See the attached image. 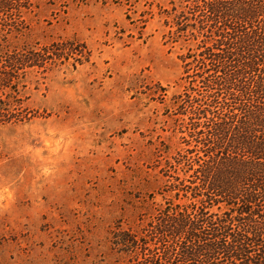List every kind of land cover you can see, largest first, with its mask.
<instances>
[{
	"label": "rangeland",
	"instance_id": "rangeland-1",
	"mask_svg": "<svg viewBox=\"0 0 264 264\" xmlns=\"http://www.w3.org/2000/svg\"><path fill=\"white\" fill-rule=\"evenodd\" d=\"M5 1L0 75L52 53L0 89V264H147L164 213L196 202L173 190L185 162L231 115L222 0Z\"/></svg>",
	"mask_w": 264,
	"mask_h": 264
},
{
	"label": "trees",
	"instance_id": "trees-1",
	"mask_svg": "<svg viewBox=\"0 0 264 264\" xmlns=\"http://www.w3.org/2000/svg\"><path fill=\"white\" fill-rule=\"evenodd\" d=\"M9 8V1L0 0V12ZM214 12L224 25L220 33L226 38V59L232 67L222 84L216 82L231 96L227 98L231 102L225 98L218 110L226 114V107L231 115L207 134L202 143L205 159L198 157V168L193 169L189 159L185 162L194 171L195 179L189 180L193 186L181 180L173 190L178 191L177 199L180 191L188 199V187L196 202L174 203L170 210L175 212L164 213L151 233V240L159 243L156 250L162 251L147 259V264L171 260L176 264H264V0H222ZM50 53L44 48L9 55L3 61L0 89L11 86L13 72L42 67L51 59ZM253 98L255 111L250 110L251 101L246 104ZM214 205L219 213L210 212Z\"/></svg>",
	"mask_w": 264,
	"mask_h": 264
}]
</instances>
